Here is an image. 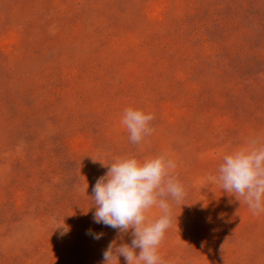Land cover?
<instances>
[{
	"label": "rangeland",
	"instance_id": "rangeland-1",
	"mask_svg": "<svg viewBox=\"0 0 264 264\" xmlns=\"http://www.w3.org/2000/svg\"><path fill=\"white\" fill-rule=\"evenodd\" d=\"M129 107L155 115L139 144ZM258 137L264 0H0V264H101L131 245L94 222L92 189L115 158L159 155L186 192L165 264H264V213L209 179Z\"/></svg>",
	"mask_w": 264,
	"mask_h": 264
},
{
	"label": "clouds",
	"instance_id": "clouds-1",
	"mask_svg": "<svg viewBox=\"0 0 264 264\" xmlns=\"http://www.w3.org/2000/svg\"><path fill=\"white\" fill-rule=\"evenodd\" d=\"M154 119L152 112L129 107L124 110L121 124L130 133V141L139 144L155 131L151 126ZM176 167L166 155L117 157L107 166L108 171L92 189L96 208L93 220L120 234L131 229L133 239L131 245L111 241L103 251L101 264H120L121 256L126 264H165L159 248L173 225L172 204L180 203L186 195L184 185L174 175ZM209 179L234 194L254 215L264 213V139L253 138L224 155L218 175ZM154 207L162 213L155 220L148 215ZM92 235L99 240L104 234Z\"/></svg>",
	"mask_w": 264,
	"mask_h": 264
}]
</instances>
